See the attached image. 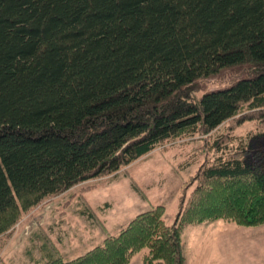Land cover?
Wrapping results in <instances>:
<instances>
[{
    "label": "trees",
    "instance_id": "16d2710c",
    "mask_svg": "<svg viewBox=\"0 0 264 264\" xmlns=\"http://www.w3.org/2000/svg\"><path fill=\"white\" fill-rule=\"evenodd\" d=\"M230 69L243 73L196 95ZM233 119L264 126V0H0V250L45 199ZM187 183L171 223L157 204L74 258L36 233L28 252H52L36 264H128L142 250V264H186V225L264 224V151L240 146Z\"/></svg>",
    "mask_w": 264,
    "mask_h": 264
},
{
    "label": "rangeland",
    "instance_id": "374dc122",
    "mask_svg": "<svg viewBox=\"0 0 264 264\" xmlns=\"http://www.w3.org/2000/svg\"><path fill=\"white\" fill-rule=\"evenodd\" d=\"M242 73L241 69L223 70L201 80L196 95L226 86ZM234 121L223 123L208 136L193 133L165 141L116 172L84 180L45 199L16 224L0 250V264H34L41 253L28 252L34 232L59 249L58 255L74 258L151 206L164 205V218H174L180 198L195 187L187 182L203 162L225 157L240 146L264 151V126L253 119ZM206 138L209 150L203 149L208 148ZM219 141L220 148H214ZM216 224L220 249L226 250L227 261L221 260L222 264H264V224L245 227L224 219ZM218 256L214 251V257Z\"/></svg>",
    "mask_w": 264,
    "mask_h": 264
},
{
    "label": "crops",
    "instance_id": "0c3cea01",
    "mask_svg": "<svg viewBox=\"0 0 264 264\" xmlns=\"http://www.w3.org/2000/svg\"><path fill=\"white\" fill-rule=\"evenodd\" d=\"M173 219L174 218L170 220L167 219L166 220L171 223ZM216 221L203 222L198 224H188L183 228L182 240H183V251L185 255L186 264H222L220 262L221 260H223L224 262L227 261L225 248L220 249L223 245H221V241L218 238L219 237L218 232H216L217 229L216 226L218 225L216 224ZM37 235L42 236L39 233ZM213 235H215V238H213ZM33 236H35V234L32 235L31 239L33 238ZM37 238L38 237L34 239ZM34 242L35 244H37L36 240ZM47 245L52 252L57 254V250L59 249L55 250L53 244L50 245L49 242H47ZM214 251L218 252L219 256L217 258L214 257ZM52 252L50 251H45L43 253L41 252L40 256L37 258L38 260H41L42 258H45L49 253ZM60 253H62V251ZM143 253L144 250L137 252L132 257V259L128 264H142ZM223 255H225V257H222ZM34 264H36V262Z\"/></svg>",
    "mask_w": 264,
    "mask_h": 264
}]
</instances>
